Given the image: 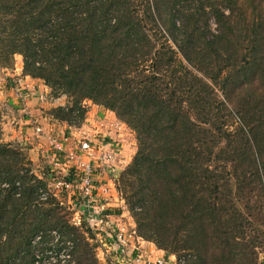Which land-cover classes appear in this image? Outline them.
<instances>
[{"label":"trees","instance_id":"16d2710c","mask_svg":"<svg viewBox=\"0 0 264 264\" xmlns=\"http://www.w3.org/2000/svg\"><path fill=\"white\" fill-rule=\"evenodd\" d=\"M18 56L68 98L52 119L79 128L91 103L134 133L117 189L138 237L187 264H260L264 0H0V66ZM34 167L0 135V264H59L67 242L76 264H99Z\"/></svg>","mask_w":264,"mask_h":264},{"label":"built area","instance_id":"2783aa9c","mask_svg":"<svg viewBox=\"0 0 264 264\" xmlns=\"http://www.w3.org/2000/svg\"><path fill=\"white\" fill-rule=\"evenodd\" d=\"M0 82H5L2 72H0ZM13 85L16 96L23 102L24 113L31 118L27 107L28 89L20 79L13 81ZM36 98L45 102L47 95L42 93ZM114 126L116 129L122 128L119 123ZM35 135L47 140L49 148L47 157L52 160L50 170H40L39 173L35 171L39 178H45L48 182V191H41V200L46 201L49 194L58 197L57 193L62 191L72 195L78 206L74 219L78 221L79 226L85 222L95 238L97 236L106 254L113 256L110 264H145L136 244V241L139 243L141 241L136 229L129 230L121 224V221L114 220L116 214L112 212L114 208L112 204L115 202L113 193L117 195L115 198L118 203L125 204L117 189L121 145L118 142L108 141L101 134L93 138L72 141L70 135L66 133L58 135L53 130L49 131L40 125L35 128ZM51 235L54 239L52 244L55 245L59 241V234L57 231H52ZM39 239L40 237L37 240ZM66 249H72L70 242H67L59 252L53 253L50 260L53 263L71 264V254L67 255L68 258L64 261L60 259ZM165 258L153 264H172V262L187 264L185 259L178 261L175 256L165 255Z\"/></svg>","mask_w":264,"mask_h":264},{"label":"crops","instance_id":"0c3cea01","mask_svg":"<svg viewBox=\"0 0 264 264\" xmlns=\"http://www.w3.org/2000/svg\"><path fill=\"white\" fill-rule=\"evenodd\" d=\"M19 57V56H18ZM21 58V57H19ZM12 77L18 76L17 79H20L22 83L26 86L27 93L29 95V99L27 101V107L29 112L31 113V118L26 117L24 120H20V124L26 126L27 128L22 132V128L20 127L18 132H16V137L18 141L22 143H18L22 146L24 144H29L33 146L32 150H29L30 152L35 153L36 156H39L40 153L42 154V157L48 158L47 155H49L48 152V143L46 139H42L39 141H36L35 139L32 141L28 140L26 135H35V128L38 125H43V128L56 132L58 135H62L63 133H66L67 135H70L72 138V141L81 140L84 138H93L97 137V135L101 134L106 137L108 141H114L118 142L122 149L120 152V157L118 160V170L121 173L127 165L131 162L132 158L136 154L137 150V143L134 133L124 124L122 123L116 115L105 109L104 107L93 105L91 103H88V113L85 122L83 125L79 128L76 127H70L68 124L63 122H57L56 120L52 119L47 113L50 109L58 106H65L66 102L62 101L61 98L54 99L49 97V89L44 84L42 80L39 79H33L28 76L23 75V62L21 61V66L18 70L14 71V73H9ZM8 88L5 90L7 95L14 96L13 91V82L9 81L7 84ZM10 86V87H9ZM42 93L48 94V98L45 102H41L38 98H36L37 95H40ZM23 105L19 106L17 105V109H20V112H24ZM119 123L122 127L121 129H116L115 124ZM130 136V137H129ZM30 138V137H29ZM45 144L47 149L45 147L43 148L42 145ZM28 146V145H27ZM28 149V148H27ZM34 162L35 166V161ZM36 168V167H35ZM113 202L112 206L114 207L112 209V212L116 214V219L122 222L124 219L132 220L131 225H135L133 218L128 211V208L126 207V204H120L116 200L117 195L113 193ZM72 197V195H71ZM116 197V198H115ZM75 203V202H74ZM76 204V203H75ZM77 205V204H76ZM78 207V206H77ZM135 227V226H134ZM143 241V240H142ZM143 243H147L151 246H155L154 244L150 242L143 241ZM159 254L163 251L158 250ZM166 255V254H165Z\"/></svg>","mask_w":264,"mask_h":264},{"label":"rangeland","instance_id":"374dc122","mask_svg":"<svg viewBox=\"0 0 264 264\" xmlns=\"http://www.w3.org/2000/svg\"><path fill=\"white\" fill-rule=\"evenodd\" d=\"M211 26L213 27V29H216V24H215L214 20L211 21ZM21 61H22V58H19V57L16 58V63H15L14 69H3L0 66V72H2V76L5 80V82H0V110L2 113V119L0 121V129H1L0 135H1V139H3V142H5V143H14V144L22 143V142L18 141L17 138H14V137H16V132H18L20 127L22 128V130H21L22 132L27 128L26 126L21 125L19 123L20 120H24V119H26V117L29 118V115L25 114L24 112H20V109L16 108L18 104H19V106H22L23 102L16 96L15 89H13V91H12L14 93V96L7 95L5 92V90L8 88L7 84L9 83L10 79L12 82L19 80V79H17L18 76L12 77L9 73H14V71L18 70L21 66ZM46 95L48 97V94H46ZM61 99H62V101L66 102V105L68 104V98L61 97ZM42 127H43V125H42ZM26 134L24 136H27L28 140L32 139V141H33L35 139L36 141H39V139L40 140L43 139L37 135L29 136ZM24 146L28 148L27 153H28L29 160H31V161L34 160L36 163L35 164L36 168L34 167V171H36V173H39L40 170L47 171V170L51 169L50 167H51V161L52 160L42 157L41 153L39 156L35 155L36 152L35 153L30 152L29 153V150H32L33 146H31L29 144H24ZM42 147L43 148L45 147V149H47L45 144H43ZM25 151H26V149H25ZM67 171H66V173H67ZM50 190H52V189L50 188ZM57 195L59 197V200L62 201L66 207H69L70 212H71V217H72V219H70L71 223L79 226V224H77L78 221H76L74 219V213H75V211L78 210L76 204L74 203V201H75L74 197H71V195H69L65 191L59 192V193H57ZM67 212H68V210L66 211V213ZM131 223H132V220L130 221L128 219H124V220H122L121 224L124 225L129 230L136 229V225H134L135 226L134 227L133 225H131ZM90 242L96 246L95 253H96V258L98 260V263L99 264H110V261L113 258V256L110 254H106L104 249L100 246V243L97 240V236L93 240H90ZM136 244H137V247H139V249H140V253L143 256V261L145 262V264L149 263V262L151 264H153V262H155L159 259H166L165 254H163L162 252H160L161 254H159L156 246H153V247L151 246V248H150V245L147 243H143L142 239H141L140 243L136 241ZM69 254H71V264H76L75 253L72 251V249H66L62 253L60 259L64 261L65 259L68 258L67 255H69ZM172 264H173V262H172ZM260 264H264V256L261 257Z\"/></svg>","mask_w":264,"mask_h":264}]
</instances>
